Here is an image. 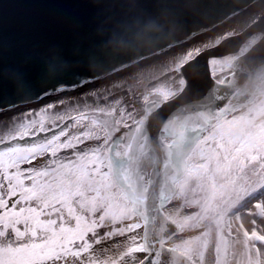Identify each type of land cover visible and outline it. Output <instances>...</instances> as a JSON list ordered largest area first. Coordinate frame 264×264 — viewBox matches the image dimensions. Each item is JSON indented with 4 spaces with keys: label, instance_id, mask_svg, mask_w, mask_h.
Segmentation results:
<instances>
[{
    "label": "water",
    "instance_id": "water-1",
    "mask_svg": "<svg viewBox=\"0 0 264 264\" xmlns=\"http://www.w3.org/2000/svg\"><path fill=\"white\" fill-rule=\"evenodd\" d=\"M262 1L0 0V104L14 102V110L82 90L186 46ZM254 34L261 37L234 58L231 74L221 80L211 74L210 58L237 54ZM176 77L183 78L184 87L161 114L147 108L137 125L111 138L115 182L131 207L146 195L176 194L173 164L201 135L190 132L181 148V124L204 134L213 122L264 95V11L237 34L200 49ZM79 82L85 83L68 87ZM61 88L66 90L57 91ZM162 137L173 139V145Z\"/></svg>",
    "mask_w": 264,
    "mask_h": 264
},
{
    "label": "snow or ice",
    "instance_id": "snow-or-ice-1",
    "mask_svg": "<svg viewBox=\"0 0 264 264\" xmlns=\"http://www.w3.org/2000/svg\"><path fill=\"white\" fill-rule=\"evenodd\" d=\"M84 83L68 87L75 90ZM167 103V99L152 100L148 108L161 114ZM13 107L14 102L0 104V113ZM34 115L35 111L15 115L6 125L9 141L0 138V264H229L230 249L239 245L241 235L252 264L251 250L259 253L257 244L264 245V185L247 193L234 212L215 219V231L206 226L201 208L187 196L146 195L143 202L132 201L128 208L117 195L118 162H110L111 153H105L107 137L95 134L98 124L90 128L82 124L77 134H69L65 124L41 142L14 144L46 131L41 123L37 132ZM197 131L202 140L200 129L181 124L180 147L190 132ZM62 150H69L71 158H61ZM192 207L200 210L185 214ZM180 233L193 234L185 239ZM114 237L124 239L120 252L97 257V247ZM256 264L264 261L258 257Z\"/></svg>",
    "mask_w": 264,
    "mask_h": 264
},
{
    "label": "rangeland",
    "instance_id": "rangeland-1",
    "mask_svg": "<svg viewBox=\"0 0 264 264\" xmlns=\"http://www.w3.org/2000/svg\"><path fill=\"white\" fill-rule=\"evenodd\" d=\"M257 14L258 12L255 13V10L248 12L245 17L237 18L238 20L231 21L216 30L212 34V39L208 37L204 40H196L167 55L147 62V64L134 70V73L129 71L130 75L127 73L119 75L111 82L104 83L103 85L105 86L97 90H85L83 91L84 93L80 90L77 97H70L67 100L78 103L88 98V103L82 105L81 102L79 105L103 109V112L99 113H103L104 122L120 126L117 130L120 132V130L132 125L134 122L132 117H123L124 113L132 114L136 110L137 106L131 101L132 99L139 95L137 98H139L144 109L148 108V103L152 100L167 99L168 101L177 91L182 90L184 80L183 78L175 77L174 86L176 83L179 84L177 88L175 87L176 90L175 88L172 89L169 82L164 83L165 80L169 81L170 77L173 78V73H179L180 67L194 57L202 49V45L205 47L217 44L221 40L237 34L240 32L237 29L244 26L243 29H245L246 25H250L256 19ZM259 38L260 34H254L235 55L210 58L209 67L211 74L219 80L224 78L225 75L232 71L231 62L234 58L247 52ZM170 60H172V66L162 67L163 64H167ZM161 76L163 78H160ZM164 76H167V79L165 78L164 80ZM154 81L155 83H153ZM140 88L141 93L137 94ZM253 101L248 105H251ZM255 107L256 105L252 108L255 113L250 121L247 120V117H249L252 109L247 110L241 116L244 120H239V115L234 117L229 115L213 122V125L211 124L212 126L204 132L203 139L197 140L189 153L183 155L182 161L177 159L178 162L176 161L173 164L174 171L178 177L175 182V195L187 196L191 202L198 204L202 215L206 217V226H213V221L219 216L226 215L229 211L234 212L247 193L264 185V129L260 133L258 132L263 127L264 110L259 113L255 111ZM115 110L120 114L119 119L117 118L118 115L115 116L114 114ZM257 116L262 119L260 123L256 121ZM109 117L110 119H108ZM114 118L116 119L114 120ZM90 120L94 124L103 125V122L97 119L95 114L90 116ZM103 128L107 130L106 127ZM253 132L255 133L253 134ZM210 139L216 143H209L205 146L204 142ZM170 141L169 146H172L173 142ZM117 195L122 198L123 206L131 207L122 189H118ZM199 210L192 207L185 209L184 212L185 214H193ZM213 231H215L214 226ZM191 234L193 233H180L179 235L186 239ZM122 246H124V239L122 237H114L106 242V246H98L96 255L101 259L105 256L114 257L120 252ZM257 246L264 251V245L257 244ZM102 248L103 251H101ZM253 251V254H250L251 262L256 264L258 257L261 260V256L260 252ZM232 252L233 249H230L229 264L232 263ZM245 257L243 264H248L247 254ZM206 260H208L207 254Z\"/></svg>",
    "mask_w": 264,
    "mask_h": 264
},
{
    "label": "flooded vegetation",
    "instance_id": "flooded-vegetation-1",
    "mask_svg": "<svg viewBox=\"0 0 264 264\" xmlns=\"http://www.w3.org/2000/svg\"><path fill=\"white\" fill-rule=\"evenodd\" d=\"M244 27H242V28L239 27L237 30L241 31ZM260 37H261V34H260ZM137 69L138 68L132 69V71L137 70ZM128 72L129 71L124 72V73H128ZM229 73H231V71ZM118 76L119 75H116L113 78H110L108 80H104V81H101V82H98L95 84H91V85L85 87L84 89H82L81 91L83 92L85 90H90V91L91 90H97L100 87L105 86V85H103L104 83H109L112 80L116 79ZM178 85L179 84L176 83V85L172 88L173 89L175 87L177 88ZM176 88H175V90H176ZM79 91L80 90H75L74 92L71 91L69 93H62V94H59L56 96L45 98L43 100H40V101L35 102L33 104H30L26 107L16 108L14 110L1 113L0 114V138H2L5 142H8L10 139L9 138V127H6V125H9L10 121L18 113L27 114V113H29V111H35L36 112V115H34L32 117V119L36 122L37 132H38V126L41 123L43 124L46 131L39 133L38 135L26 137L25 140L13 142L14 144L19 143L21 145H26V144H30V143L41 142L43 140L51 138L55 134H58L61 131V129L64 128L65 124H67V128L65 130L68 131L69 134H77L80 131V127H79L80 125L87 124L89 128L93 126L94 123H92V121L90 120V116L94 115V114L97 115V119H99L101 122H103L102 124L105 125L106 123L104 122V119H103L104 117H102L99 113L101 111L103 112V109L82 107L79 105L81 102H82V105L88 103L89 102L88 98H86L85 101H79L78 103H73V102H71L72 100H67V98H70V97H77L79 95L78 94ZM255 105H256L255 111L260 113V111L264 110V95L257 97V99H255L251 105H248V106L243 107V108H239L230 115H231V117L239 115L240 116L239 120H244V118L241 116L247 110L254 108ZM91 109H93V110H91ZM45 110H47V111H45ZM96 113H98V114H96ZM254 113H255L254 109H252L251 113L249 114V117H247V120H249V121L252 120V118H253L252 116ZM114 114L116 116V115H118V112L115 110ZM60 117H63V119H60ZM69 117H75V120H71V119H69ZM83 117H86V119H83ZM108 119H110V117ZM115 119L116 118H114V120ZM261 120H262L261 117L257 116L256 121L258 123H260ZM25 123H27V120H25ZM106 125H107L106 126L107 130H105V128H103V130H101V127H99L100 125H98L97 131L95 134L107 137L104 140V144L108 145V148L105 149V153L106 152L111 153L112 145H111V143H109V141H112L111 140L112 136L116 135L117 130L119 129L120 126L117 127V125H112V124H106ZM262 126L263 127L261 129H259V131H258L259 133L261 131H263V129H264V121L262 122ZM105 131H106V133H105ZM254 133L255 132H253V134ZM248 134H249V132H248ZM249 135H251V133ZM63 139H65V137H61V140H63ZM163 141H165V143L169 145L168 140L164 139ZM0 147H3V146L0 145ZM78 147H83V145H78ZM68 154H69V150H62L60 153H58V155L61 158H64L66 156L68 158H71ZM108 159L111 162L110 157H108ZM24 167H27V165H25ZM41 181H43V178H41ZM117 188L119 190H121V188L118 186V184H117Z\"/></svg>",
    "mask_w": 264,
    "mask_h": 264
},
{
    "label": "bare ground",
    "instance_id": "bare-ground-1",
    "mask_svg": "<svg viewBox=\"0 0 264 264\" xmlns=\"http://www.w3.org/2000/svg\"><path fill=\"white\" fill-rule=\"evenodd\" d=\"M255 10V13L256 12H258V13H261V11H264V1H262V2H260L259 4H258V8L257 7H255V8H249V9H247V10H245L243 13H241L239 16H237L236 18H234L232 21L234 22V21H236V20H238L237 18H242V16L243 17H245L246 15L245 14H247L248 12H253ZM240 18V19H241ZM231 22V21H230ZM230 22H228V23H230ZM228 23H226V24H224L223 26H225V25H227ZM223 26H220V27H218L217 29H215V30H213V31H211V35L210 34H207V35H205V36H203V37H200V38H198L197 40H204L205 38H208V37H211L210 39H212V34L216 31V30H218V29H220L221 27H223ZM209 40V39H208ZM194 41H196V40H194ZM194 41H192V42H194ZM192 42H190V43H192ZM202 43V42H201ZM204 47V45H202L201 46V48H203ZM171 61L172 60H170L168 63H170V64H163L162 65V67H165V66H172V64H171ZM145 64H147V63H145ZM145 64H141V65H138V66H135V67H133V68H130V69H128V70H126L125 72H127V71H130V70H132V69H136V68H139V67H141V66H143V65H145ZM131 73H134L133 71H130ZM130 72H128L127 74H129ZM130 73V74H131ZM123 74H126V73H124V72H121V73H119L118 75H123ZM129 74V75H130ZM171 74H172V71H171ZM167 76H164V78H166ZM175 77H176V74H174L173 73V78H171L170 77V80L169 81H166L165 79V81H164V83L166 82V83H170L169 85H171L172 87H174V79H175ZM113 78V77H112ZM160 78H163L162 76L160 77ZM177 78V77H176ZM110 79V78H109ZM167 79V78H166ZM105 80H108V79H105ZM153 83H155V81L153 82ZM173 89V88H172ZM139 93H141V88L140 89H138V92H137V94H139ZM139 96V95H138ZM138 96H136L135 97V99H132L131 101H133L134 102V104L137 106L136 107V110L132 113V114H130V113H124L123 114V117L125 116L126 118H128V117H132L133 118V124L132 125H137V123L142 119V118H144L147 114H148V112L146 111V109H144V107L142 108V106H141V102L139 101V98H137ZM138 104H140V105H138ZM117 118L119 119L120 118V114L118 113V116H117ZM165 138L164 137H162V141L164 140ZM167 140V139H166ZM168 141H170V140H168ZM172 142H173V139H172ZM163 143L165 144V145H168V144H166L165 143V141H163ZM178 162V161H177ZM179 165V164H178ZM243 245H244V237L241 235L240 237H239V245L235 248V249H233V252H235L236 253V255H235V257H233V259H232V263L231 264H236V262L237 261H241L242 263L241 264H243V262L245 261V256H246V250L244 249V247H243ZM258 247V246H257ZM259 248V247H258ZM260 249V248H259ZM253 250H255V249H252L251 250V254H253ZM260 256H261V261H264V251H263V249H260Z\"/></svg>",
    "mask_w": 264,
    "mask_h": 264
}]
</instances>
